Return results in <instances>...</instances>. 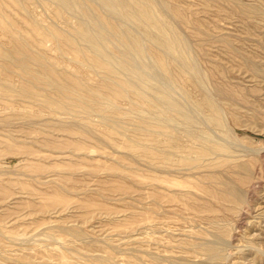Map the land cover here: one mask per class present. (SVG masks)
Listing matches in <instances>:
<instances>
[{
    "label": "rangeland",
    "instance_id": "374dc122",
    "mask_svg": "<svg viewBox=\"0 0 264 264\" xmlns=\"http://www.w3.org/2000/svg\"><path fill=\"white\" fill-rule=\"evenodd\" d=\"M151 4L191 43L201 84L174 72L173 86L157 44L99 0L66 10L53 0H0V264H264V0ZM87 22L106 57L127 69L113 63L112 77L88 50H73L85 47L73 35ZM126 30L141 55L115 33ZM22 53L44 67L23 71L12 60ZM35 69L109 100L90 114L47 107L42 95L57 92L41 88ZM125 79L147 100L162 89L179 101L182 90L194 100L211 94L223 129L206 122L205 105L185 109L225 149L196 167L176 161L168 122L148 117L160 107L125 98Z\"/></svg>",
    "mask_w": 264,
    "mask_h": 264
},
{
    "label": "bare ground",
    "instance_id": "6f19581e",
    "mask_svg": "<svg viewBox=\"0 0 264 264\" xmlns=\"http://www.w3.org/2000/svg\"><path fill=\"white\" fill-rule=\"evenodd\" d=\"M53 1L57 3L59 10H66L70 7V5L74 0H53ZM99 1L103 5V7H105L108 10L107 12L121 16L122 19L125 21V23L129 22L137 25L142 33H144L149 39H151L152 42L154 41L157 44V46L162 50L161 52L164 54L166 60L168 58V66L166 65V62H164L162 66L165 68L168 67V74L170 75L169 81L173 86H175L176 88L178 86V84L175 83L174 72L185 73L195 78L198 84L202 83L200 67L197 64L195 56L192 54L193 47H191V43L189 44L187 43L188 41L186 42L185 40L180 38L175 33L173 28L170 25H168V23L162 17L157 16L155 14L153 6L151 4L152 0H99ZM90 22L92 23L93 21L90 19ZM89 23L88 22L81 23L79 25V29H76L73 35L75 41L79 39L84 43L85 47L83 48L78 47L79 49L73 47V50L74 51L88 50L93 57L100 59L101 61L100 65L103 68L107 69V71H109L107 73H109L110 76L115 77L116 72L114 70L115 67L112 66L113 63H116L118 66H120L123 69H127V66L122 59L114 60L106 57L102 49V43H103L102 39H104V37L102 36V34L97 33L94 29H92ZM142 28L145 31H143ZM115 33L120 37H122L124 41L130 39L132 42V46H137L136 51L138 55H141L143 53L144 50H142L143 48L140 46L141 44H139L140 40L136 36H134L129 30L115 31ZM44 39L45 38H42L40 39V41ZM141 40L143 42L142 38ZM12 60H14L16 65L19 66L23 71H27V72L30 71L29 63L35 64V66L38 67H44V65L41 62L33 61L29 58V56L23 53L19 57H12ZM37 70L35 69V74H32V77L42 84L41 88L54 89L57 92L56 96H51L48 94L42 95L43 96L42 101L46 103L45 105H47V107L48 105L54 106L60 112H64L67 114H72L74 113V111L76 112L75 107H78L82 113L90 114L93 111L101 112L103 110L102 107L103 102L105 100H109V97L104 96L101 93H97L94 89H90L86 86H83L82 88L76 87L74 84H71L69 80L64 79L63 81H58L57 79L50 77L47 72H40ZM130 73L132 76L138 75L137 72L133 70H130ZM123 84L124 85L120 87L123 88L124 90L125 98L129 96V92H132L138 96L137 99L141 100L142 102L149 103L151 107H155L156 109L160 107L161 110L159 109V112L153 113L151 111L150 116L148 117L154 121L159 120L160 122L163 123L168 122V129L170 130V133H168V154L174 157L176 161L180 162L181 164H184L186 163L187 160L190 159L199 160V162L195 164L196 167L197 165L202 164L205 161H208V159H212V158L215 159V157L218 155V151L225 149V145L219 142L217 140V137L216 139L213 137V135L215 134L214 132L212 135V133H210L211 131L209 128L208 131H205L196 125L195 119L193 117L194 114L191 115L186 110L187 108L184 105L185 102L192 101L195 105L194 108L198 110L202 109V105H205L209 109V114H207L205 117L206 122L208 124H211L216 129H223L224 116L220 111L221 108L219 109V106L217 105L214 97L211 94L206 92L204 98L200 100H194V99H190L188 94L182 90L183 95H181L182 97L181 99L183 100L179 101L177 100V98L174 97V95H172L169 92L167 94L166 91H163L165 89H162L157 93L158 95L155 96L153 99L147 100V98H145L143 93L136 88L135 82L132 79H125ZM44 86L45 88H43ZM11 89L10 92L12 91ZM33 94L41 95L39 93H33ZM112 94L119 97L121 96V93L119 92H112ZM162 113L164 114L168 113V116L166 118H161L160 114ZM101 116L102 118H105L103 117L104 115ZM199 122H201V119ZM205 252L209 256H215L218 253V249L216 247L210 246L205 249Z\"/></svg>",
    "mask_w": 264,
    "mask_h": 264
}]
</instances>
